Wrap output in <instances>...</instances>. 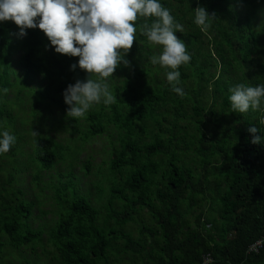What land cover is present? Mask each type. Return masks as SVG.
Returning <instances> with one entry per match:
<instances>
[{"label": "trees", "instance_id": "16d2710c", "mask_svg": "<svg viewBox=\"0 0 264 264\" xmlns=\"http://www.w3.org/2000/svg\"><path fill=\"white\" fill-rule=\"evenodd\" d=\"M159 2L184 28L175 35L191 57L178 69L185 94L172 90L171 69L150 61L163 46L140 29L155 18H138L131 67L105 78L115 102L79 119L63 95L88 78L79 57L57 53L39 28L20 37L0 22V139L16 137L0 154V264H201L207 254L210 264H264V245L249 252L264 237V103L239 113L229 100L237 84L264 83V0ZM197 7L216 15L206 31ZM104 135L102 162L83 161L95 177L82 187L72 168ZM28 169L41 185L35 199L13 186ZM50 211L49 224L33 226Z\"/></svg>", "mask_w": 264, "mask_h": 264}, {"label": "clouds", "instance_id": "9594fccd", "mask_svg": "<svg viewBox=\"0 0 264 264\" xmlns=\"http://www.w3.org/2000/svg\"><path fill=\"white\" fill-rule=\"evenodd\" d=\"M194 12V23L202 31L216 17L204 7H197ZM138 18H155L140 29L151 43L163 46L161 54L151 56L150 61L171 69L166 73L167 81L174 92L183 96V89L178 87L181 76L178 69L188 64L191 57L186 43L175 33H183L184 28L159 0H0V22H14L20 37L28 29L39 28L57 53L79 57V68L88 73V78L69 84L63 93L69 105L67 116L73 119L84 117L95 104L115 102L116 96L105 78L114 76L121 64L131 67L125 56L137 40L134 25ZM71 67L75 70L77 65ZM230 92L233 112L260 110L264 103V83L254 87L237 84ZM248 131L253 134L251 143L260 144L262 138L255 135L258 128L251 126ZM15 143L16 137L4 131L0 154L7 153Z\"/></svg>", "mask_w": 264, "mask_h": 264}, {"label": "rangeland", "instance_id": "374dc122", "mask_svg": "<svg viewBox=\"0 0 264 264\" xmlns=\"http://www.w3.org/2000/svg\"><path fill=\"white\" fill-rule=\"evenodd\" d=\"M37 79L35 80V83H37V81H39L40 76H36ZM56 111H60L58 108H56ZM61 116V114H60ZM63 131V132H62ZM57 132V136L59 140H62L63 143H66L67 140L65 139L67 136H69V134L67 133V131L62 130ZM109 141L108 138H106V136H100V137H96L95 139H93L92 144L89 146H86V149H81V151L79 152V160L77 161V164L72 168L73 173L79 178V182L81 184L82 187H85L86 184H89L90 181L95 177L93 176L91 173L90 174H85V171L82 168V164L83 161L88 158L90 155L92 156L93 159V163L98 165L102 162V159L104 157V153L103 155L101 154V149H103V147L105 146H109L108 145ZM78 144V143H77ZM26 147H24L26 150H29V143H27L25 145ZM74 148V147H73ZM57 167L59 169H61L62 171H68V167H66V164H58ZM16 178H17V182L13 184V186L15 188H21L25 195L30 199H35V193L39 190V187L41 185H36V183L32 180V175H31V170L28 169L26 172H24L23 174H16ZM50 178H52V176L50 174H48L47 172L43 173V181H48ZM66 180V179H64ZM47 193H51L49 191H47ZM52 194V193H51ZM44 209H52V207L50 205H44L43 206ZM34 214H39V207L37 206L34 209ZM52 212L50 211L48 215L46 216H35L34 223L33 226L37 227L40 223H47L49 224V221L51 219L52 216ZM8 251V250H7ZM41 252V250H39ZM9 254V252H8Z\"/></svg>", "mask_w": 264, "mask_h": 264}, {"label": "built area", "instance_id": "2783aa9c", "mask_svg": "<svg viewBox=\"0 0 264 264\" xmlns=\"http://www.w3.org/2000/svg\"><path fill=\"white\" fill-rule=\"evenodd\" d=\"M263 245H264V237L254 242L250 246L249 252H259V250L263 247ZM212 260H213L212 256L210 254H207L204 256V260L201 264H210Z\"/></svg>", "mask_w": 264, "mask_h": 264}]
</instances>
